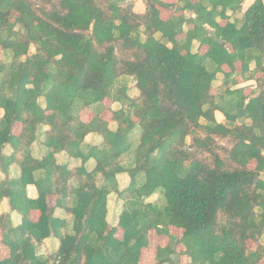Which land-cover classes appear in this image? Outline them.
Listing matches in <instances>:
<instances>
[{
  "label": "trees",
  "instance_id": "16d2710c",
  "mask_svg": "<svg viewBox=\"0 0 264 264\" xmlns=\"http://www.w3.org/2000/svg\"><path fill=\"white\" fill-rule=\"evenodd\" d=\"M140 1L0 0V202L21 216H0V264H139L149 231L166 237L156 264H264L263 3Z\"/></svg>",
  "mask_w": 264,
  "mask_h": 264
},
{
  "label": "crops",
  "instance_id": "0c3cea01",
  "mask_svg": "<svg viewBox=\"0 0 264 264\" xmlns=\"http://www.w3.org/2000/svg\"><path fill=\"white\" fill-rule=\"evenodd\" d=\"M168 1H174V0H168ZM161 9L164 10L163 8H161ZM85 110H87V111H85ZM216 113H215V115H216ZM0 114H1V111H0ZM80 115H81L82 120L88 121L93 116V113L86 107V108H83L81 110ZM221 115H223V114L221 113ZM102 116L105 118H108V116H109L108 111H104L102 113ZM14 127H15V125H14ZM14 127H13V133L18 134V132L20 130V125H19L18 132L14 131ZM86 141H93V142L97 143L99 141V138L94 136V135H89V136H87ZM32 150H33V153L35 155L40 152V149L37 145H34L32 147ZM5 152L7 154L11 153V149L9 147H7L5 149ZM57 160L59 162H68L69 164H71L73 162V165L75 162H76L75 164L78 163V160H71L66 155H64L63 153L57 154ZM91 162L92 161H90L89 163L91 164ZM19 172L20 171H19V167L17 166V164L12 165L10 167V177H12V178L19 177ZM3 178H4V174L2 172H0V180ZM27 195L30 198H36L37 197L38 193H37V189L34 185H28ZM113 199L114 198L112 197L109 200L108 219L110 218V221L115 223L117 216H118V212H119V205H117V203L115 204ZM55 201L56 200H55L54 195L49 194L47 196V202L49 203L50 206L53 207L55 205ZM4 215H9L13 227H16L17 225H19L21 223V216L17 212L12 211L10 209V205L8 203L7 198H3L0 202V216H4ZM55 216L60 218V219H65L67 224L69 225L68 228L70 227L71 217L69 216V214H66L62 209L57 208L55 210ZM29 217H30L31 221H33V222L37 221L40 217V211L37 209L31 210L29 213ZM170 230L172 233H174L173 228H171ZM177 232H180V231H177ZM117 233L119 234V235H117V237L120 238L122 231L120 229H118ZM165 244H166L165 235H156V233L154 231H149L148 232V245L145 248L141 249L140 257H139V264H156L157 263V260H156L157 248L160 246H164ZM59 246H60L59 235L47 237V238L43 239L42 242L37 246V256L42 258V259H46L50 255L56 253ZM182 248L183 247L181 244H178L176 246L177 250H180ZM9 255H10V249H9L8 245H6L3 241V234H2V230L0 228V260L8 258ZM182 258H184V257H182Z\"/></svg>",
  "mask_w": 264,
  "mask_h": 264
},
{
  "label": "rangeland",
  "instance_id": "374dc122",
  "mask_svg": "<svg viewBox=\"0 0 264 264\" xmlns=\"http://www.w3.org/2000/svg\"><path fill=\"white\" fill-rule=\"evenodd\" d=\"M166 1H168V0H166ZM192 1H195V0H192ZM134 8H135V10L136 11H138V12H141V11H144V4L140 1V0H135V6H134ZM168 14H169V12H168V10H162L161 9V17H163V18H166L167 16H168ZM229 16H230V18H231V20H233V21H237L238 23H239V21H241V18H242V16H243V11H242V8L241 9H238V11H236V12H229ZM184 35L183 34H179L178 36H177V38H181V37H183ZM196 46H197V43H194V45H193V50H195L196 49ZM33 49V48H32ZM206 49V47L205 46H203L199 51L200 52H203L204 50ZM31 52H33V51H31ZM237 68L239 69L240 68V63L238 62L237 63ZM261 75V72L260 73H258L257 74V76L259 77ZM220 81H221V77L219 76L218 77V80H217V82H216V88H214V90H218V86H219V84H220ZM240 85L241 86H246L247 88H246V91L248 92V90L250 89V86H254L255 84H254V82L253 81H249V82H247V83H243V82H241L240 83ZM130 93H136V91H135V89H133V87L131 86L130 87ZM105 103L108 105L109 104V100H105ZM85 111H87V110H85ZM88 113V112H87ZM109 115V114H108ZM216 118H217V120L218 121H221V120H223L224 119V116L223 115H221V113L219 112H217L216 113ZM18 130H19V124L18 123H16L15 124V127H14V131L15 132H18ZM222 143H226V141L225 140H222ZM254 164H255V162H250L249 163V166L252 168V167H254ZM174 233L176 234V235H179L180 233L179 232H177V230L176 231H174ZM117 235H119L118 233H117ZM258 243H262V244H264V236L260 239V241L258 242ZM258 243H256V242H252V241H248L247 242V246H248V248H251V249H255L256 247H257V245H258Z\"/></svg>",
  "mask_w": 264,
  "mask_h": 264
},
{
  "label": "water",
  "instance_id": "95a60500",
  "mask_svg": "<svg viewBox=\"0 0 264 264\" xmlns=\"http://www.w3.org/2000/svg\"><path fill=\"white\" fill-rule=\"evenodd\" d=\"M262 1V3H263V6H264V0H261Z\"/></svg>",
  "mask_w": 264,
  "mask_h": 264
}]
</instances>
